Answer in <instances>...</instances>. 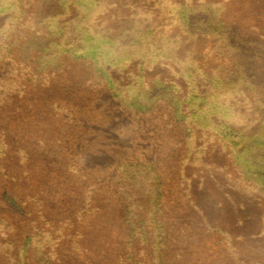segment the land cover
<instances>
[{"label": "trees", "instance_id": "trees-1", "mask_svg": "<svg viewBox=\"0 0 264 264\" xmlns=\"http://www.w3.org/2000/svg\"><path fill=\"white\" fill-rule=\"evenodd\" d=\"M26 1L0 0V60L19 54L22 60L16 67L30 71L29 83L61 71L65 57L92 62L112 96L142 114L168 100L188 141L180 167L185 199L209 237L229 241L228 250L240 264H261L244 256L222 214L224 201L219 197L235 202L222 182L235 180L226 168L222 170L226 174L212 170L209 146L220 148L233 161L238 173L237 178L232 175L238 180L233 188L264 198V34L250 42L239 38L225 20L229 0H144L146 5L139 7L133 6L134 0H125L134 21L115 38L97 23L107 9L106 0H57L56 12L48 14L42 12L49 0H38L29 15ZM175 26L182 33L171 35ZM197 36L214 40L211 52L218 66L199 57L190 44ZM17 84L9 79L0 86V104L16 97L5 93V85L17 94L27 92L21 83L22 90L14 91ZM7 149L6 138L0 137V167ZM118 172L113 192L96 187L87 174H60L49 194L66 210L64 218L48 216L43 193L37 192L31 196L36 221L24 238H10L14 228L0 219V256L7 264H58L63 244L75 256L85 255V230L94 217L110 209L119 232L125 234L119 264H171L162 175L150 161H124ZM209 181L223 188L222 194L209 189ZM100 199L106 200L104 204H99ZM0 200L23 209L6 193H0ZM261 222L264 225V214Z\"/></svg>", "mask_w": 264, "mask_h": 264}, {"label": "rangeland", "instance_id": "rangeland-1", "mask_svg": "<svg viewBox=\"0 0 264 264\" xmlns=\"http://www.w3.org/2000/svg\"><path fill=\"white\" fill-rule=\"evenodd\" d=\"M56 1L49 0L42 13L56 12ZM106 1L107 9L98 16L97 23L115 38L131 27L133 11L125 0ZM37 5L38 0L26 1V15ZM134 5L146 4L144 0H134ZM227 5L225 20L239 38L254 41L264 34V0H229ZM169 33L180 34L182 28L175 26ZM211 40L197 36L190 39V44L202 60L218 66L214 61L215 53L211 52L214 43ZM21 60L19 54L12 60H0V86L14 79L18 81L14 91L22 90L20 83L28 88L27 92L22 90L17 94L10 85H5V93L16 97L2 99L5 103L0 104V137L8 142L7 154L1 161L4 168L0 167V193L13 197L23 208L19 211L0 200V219L14 228L10 238L20 235L24 238L31 231L33 220L36 221V206L31 196L37 192L43 193L48 216L64 218L66 210L49 194L62 174H87L95 179L96 187L113 192L118 185V167L122 162L150 161L165 182L164 225L170 263L240 264L233 250H228L229 241L226 243L224 237L218 235L209 237L199 214L185 199L181 186L184 170L180 167L188 141L168 100L158 102L151 112L142 114L112 96L106 81L97 76L92 62H75L65 57L61 71H51L49 78L41 76L39 82L29 83L26 79L30 71L16 67ZM209 148L212 170L219 175L226 174L222 171L226 168L231 178L238 181L233 177H238L233 161L226 153L212 144ZM235 181L229 178L222 182L223 188L232 191L235 200L233 203L228 196L219 197L220 202L224 201V204L219 203L222 214L244 256L264 264V225L261 222L264 198L233 188ZM208 185L219 194L224 190L219 185L213 186L211 181ZM104 194L107 196L106 192ZM105 201L100 199L99 204ZM112 214L110 209L106 214H98L91 228L85 230V255L75 256L68 244L61 245L58 264H119L117 257L125 234L119 232ZM0 264H7L2 256Z\"/></svg>", "mask_w": 264, "mask_h": 264}]
</instances>
